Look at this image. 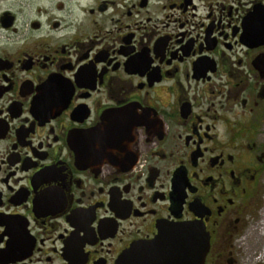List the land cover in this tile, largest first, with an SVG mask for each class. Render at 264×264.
Returning a JSON list of instances; mask_svg holds the SVG:
<instances>
[{"label": "flooded vegetation", "instance_id": "obj_1", "mask_svg": "<svg viewBox=\"0 0 264 264\" xmlns=\"http://www.w3.org/2000/svg\"><path fill=\"white\" fill-rule=\"evenodd\" d=\"M263 200L264 0H0V264H264Z\"/></svg>", "mask_w": 264, "mask_h": 264}, {"label": "water", "instance_id": "obj_2", "mask_svg": "<svg viewBox=\"0 0 264 264\" xmlns=\"http://www.w3.org/2000/svg\"><path fill=\"white\" fill-rule=\"evenodd\" d=\"M185 234L190 237V241H187L182 251L187 253V257L184 263L178 264H203L205 257L209 252V238L205 231V228L199 230L193 226H184L175 228L174 236ZM152 246V245H151ZM138 249H142L140 246L133 249L132 252H136ZM126 258L120 259L119 264H124Z\"/></svg>", "mask_w": 264, "mask_h": 264}, {"label": "rangeland", "instance_id": "obj_3", "mask_svg": "<svg viewBox=\"0 0 264 264\" xmlns=\"http://www.w3.org/2000/svg\"><path fill=\"white\" fill-rule=\"evenodd\" d=\"M262 204H263V207H262L261 211L264 210V200H263ZM261 211H260V213H261ZM260 213L258 214V217L256 219H257V221H260V222L262 221L264 224V218L260 215ZM263 233H264V230H263Z\"/></svg>", "mask_w": 264, "mask_h": 264}]
</instances>
